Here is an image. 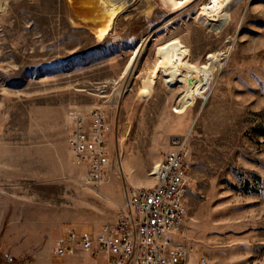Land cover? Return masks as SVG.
Masks as SVG:
<instances>
[{"label":"rangeland","instance_id":"1","mask_svg":"<svg viewBox=\"0 0 264 264\" xmlns=\"http://www.w3.org/2000/svg\"><path fill=\"white\" fill-rule=\"evenodd\" d=\"M3 1L0 264H26L66 226L98 230L115 220L123 185L153 184L171 134L190 138V264H264V0H233L219 28L202 22L209 0H135L102 41L71 22L87 11L83 0ZM172 47L195 65L216 58L210 90L184 114L175 106L198 76L160 72ZM154 71V87L141 94ZM97 105L111 123L116 163L95 187L61 140L68 113Z\"/></svg>","mask_w":264,"mask_h":264},{"label":"built area","instance_id":"2","mask_svg":"<svg viewBox=\"0 0 264 264\" xmlns=\"http://www.w3.org/2000/svg\"><path fill=\"white\" fill-rule=\"evenodd\" d=\"M110 133V120L100 105L69 113L71 162L85 169L84 181L95 187L109 179L116 163ZM190 156L189 135H169L167 148L151 171L153 184H124L115 220L98 230L66 226L53 253L63 257L85 251L104 255L112 264H190L191 246L184 231Z\"/></svg>","mask_w":264,"mask_h":264},{"label":"bare ground","instance_id":"3","mask_svg":"<svg viewBox=\"0 0 264 264\" xmlns=\"http://www.w3.org/2000/svg\"><path fill=\"white\" fill-rule=\"evenodd\" d=\"M2 1V0H1ZM5 1V0H4ZM3 1V2H4ZM84 5L87 7L84 10V15L77 18H71V22L74 25H89L96 38L100 41L105 40L111 32L114 30L116 20L118 16L135 0H83ZM177 2H183L185 0H175ZM233 0H209L203 13L206 14L202 18V22L206 25L219 28L228 19L229 11L228 5ZM2 2V4H4ZM70 5L74 0H69ZM1 3V2H0ZM180 4V3H179ZM83 5V4H82ZM83 5V6H84ZM73 6V5H72ZM211 13V14H210ZM142 46L137 47L131 57L129 58L125 69L124 75L131 74L135 70V64L137 56L141 51ZM186 49L183 47H172L168 51L167 61L163 60L160 72L169 73L170 77H179L185 79L190 75L198 76V80L188 85L185 93L179 98V105L175 106L174 111L178 114H184L189 107V104L194 99L195 94L204 96L211 88L212 80L214 78V67L211 69L212 58L214 54H210L209 62L202 65L192 64L187 60ZM214 59H216L214 57ZM169 62L174 64L169 65ZM158 78L157 72H152L143 79V84L140 88V93L148 95L151 88L154 87ZM124 156V154H123ZM124 169V168H123ZM153 170V169H152ZM127 169L125 168L126 172ZM127 174L128 171L126 172ZM151 176V172L149 173Z\"/></svg>","mask_w":264,"mask_h":264},{"label":"crops","instance_id":"4","mask_svg":"<svg viewBox=\"0 0 264 264\" xmlns=\"http://www.w3.org/2000/svg\"><path fill=\"white\" fill-rule=\"evenodd\" d=\"M68 119H69V113L68 115L65 116V119H64V131H63V135H62L63 138L61 142L63 143V146L67 151V157H68L69 162L72 165L81 168L85 176V173H86L85 169L71 162V152H70V148L68 145V126H67ZM166 148H167V145H166ZM56 239L52 244H49V245L47 244L45 248L38 251L31 260L27 261L26 264H112L110 263L108 257L104 255L92 256L88 252L85 253V252L78 251L75 253L67 254L66 256H63V257L57 256L53 253Z\"/></svg>","mask_w":264,"mask_h":264}]
</instances>
